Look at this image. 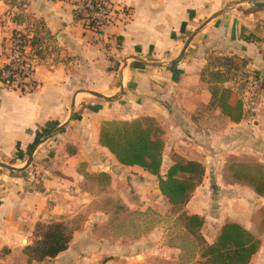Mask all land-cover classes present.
Instances as JSON below:
<instances>
[{
    "label": "crops",
    "instance_id": "crops-1",
    "mask_svg": "<svg viewBox=\"0 0 264 264\" xmlns=\"http://www.w3.org/2000/svg\"><path fill=\"white\" fill-rule=\"evenodd\" d=\"M74 1L0 0V71L14 31H28L40 48L34 91L0 82V264H179L162 227L138 240L112 235L119 207L171 209L155 176L120 165L99 143L104 122L141 119L162 131V177L177 158L203 166L184 209L203 218L204 240L212 244L225 223L239 224L261 242L249 264H264L257 221L264 197L229 168L264 167V8L242 0H102L117 19L93 29L76 19ZM212 71L222 79L210 80ZM214 86L241 101L239 123L213 103ZM52 223L74 226L68 248L29 260L36 226Z\"/></svg>",
    "mask_w": 264,
    "mask_h": 264
},
{
    "label": "trees",
    "instance_id": "trees-1",
    "mask_svg": "<svg viewBox=\"0 0 264 264\" xmlns=\"http://www.w3.org/2000/svg\"><path fill=\"white\" fill-rule=\"evenodd\" d=\"M31 43L36 46L38 39L32 38ZM211 95L213 103L231 122L239 123L243 119L242 103L231 90L214 86ZM99 143L120 165L136 166L155 176L161 195L171 206L170 213L165 215L151 208L145 212H129L114 225L112 235L138 240L155 228L163 227L165 245L180 251L179 264H249L259 251L260 240L236 223H225L212 244L204 240L201 235L203 218L188 214L184 209L202 182L204 168L197 162L177 158L162 177L164 142L161 129L152 119L104 122ZM229 168L234 181L250 186L257 195L264 197V167L257 165L252 169L232 163ZM118 209L123 211L121 207ZM35 231L40 239L27 247L25 254L36 262L55 258L68 248L71 241L72 232L61 223L38 224Z\"/></svg>",
    "mask_w": 264,
    "mask_h": 264
},
{
    "label": "built area",
    "instance_id": "built-area-1",
    "mask_svg": "<svg viewBox=\"0 0 264 264\" xmlns=\"http://www.w3.org/2000/svg\"><path fill=\"white\" fill-rule=\"evenodd\" d=\"M88 17L97 27L108 23L113 12L102 0H87L85 4ZM78 10H75V14ZM28 31L18 30L12 33L7 48V63L0 71V82L8 90L29 93L37 88L34 80L35 69L39 59L40 48L33 46ZM259 79L252 78L251 88L257 86Z\"/></svg>",
    "mask_w": 264,
    "mask_h": 264
},
{
    "label": "rangeland",
    "instance_id": "rangeland-1",
    "mask_svg": "<svg viewBox=\"0 0 264 264\" xmlns=\"http://www.w3.org/2000/svg\"><path fill=\"white\" fill-rule=\"evenodd\" d=\"M86 1L87 0H75L74 2H71L72 4H75V10H78V13L77 14H75V17H78L79 18V21L81 22V24H83L84 26H86L87 28H92V26H94L93 28H98L97 27V25H95L94 24V22L91 20V18L90 17H88V10H87V8H86V6H85V4H86ZM120 14L122 15V18H125L128 14H127V12L124 10V11H122V12H120ZM117 19V15H116V12L115 13H113V14H110V19H109V22H111V21H113V20H116ZM105 24V23H104ZM103 24V25H104ZM38 45L39 44H37L36 46L38 47ZM213 64L214 65H217L218 64V62L215 60L214 62H213ZM226 67V66H225ZM209 79L210 80H212V81H214V82H217V81H220L221 79H222V76L219 74V73H215L214 71H212V73H209ZM99 200V199H98ZM110 201H111V204H112V206H113V209L114 210H116V208H117V203L119 202V199L118 198H116V197H113L112 199H110ZM161 202H164V199H163V201H161ZM160 205H161V203H160ZM165 210L166 209H162V211L163 212H165ZM124 212H123V214L121 215L122 216V219H119V217H116V219H115V217H113V223L115 224L116 223V220L118 221V220H123L127 215H128V213H126L125 212V210H123ZM170 211H171V209H169L166 213H164L163 215H165V214H168V213H170ZM120 216V217H121ZM258 222H263L264 223V213H263V215L262 214H260V217H259V219L257 220ZM260 222V223H261ZM77 224V222L76 223H74L73 225H76ZM74 229V226H68L67 227V230L70 232V231H72ZM162 229H163V234L165 235V231H164V228L162 227ZM164 242H165V239H164ZM136 261H138V262H140L141 261V257H140V255H137L136 256ZM162 264V263H161Z\"/></svg>",
    "mask_w": 264,
    "mask_h": 264
},
{
    "label": "water",
    "instance_id": "water-1",
    "mask_svg": "<svg viewBox=\"0 0 264 264\" xmlns=\"http://www.w3.org/2000/svg\"><path fill=\"white\" fill-rule=\"evenodd\" d=\"M244 2H247L249 4H251L253 7L255 8H264V2H255L253 0H242L241 3H244ZM203 26H201L195 33H193L185 42L184 44V47L183 49L181 50L179 56L176 58V60L172 61L171 64H176L177 62H179L184 53H185V50L187 49L188 45L190 44L191 40L193 39V37L196 35V33L202 28ZM90 95L94 96V97H98V98H102L101 96H99L98 94L96 93H92V92H89ZM31 160L27 162V166H29Z\"/></svg>",
    "mask_w": 264,
    "mask_h": 264
}]
</instances>
